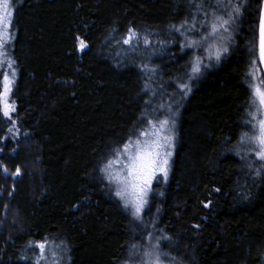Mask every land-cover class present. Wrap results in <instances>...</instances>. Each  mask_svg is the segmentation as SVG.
<instances>
[{
  "label": "trees",
  "instance_id": "16d2710c",
  "mask_svg": "<svg viewBox=\"0 0 264 264\" xmlns=\"http://www.w3.org/2000/svg\"><path fill=\"white\" fill-rule=\"evenodd\" d=\"M206 1L12 0L19 134L7 138L0 113V264H37L44 241L66 249L65 264H123L150 229L169 238L160 251L174 264H264V170L256 175L261 162L241 159L238 143L261 0H243L228 52L191 79L146 226H135L103 171L155 114V94L185 78L192 55L179 40L200 26L194 5ZM130 29L137 36L125 44Z\"/></svg>",
  "mask_w": 264,
  "mask_h": 264
},
{
  "label": "snow or ice",
  "instance_id": "6c2138e0",
  "mask_svg": "<svg viewBox=\"0 0 264 264\" xmlns=\"http://www.w3.org/2000/svg\"><path fill=\"white\" fill-rule=\"evenodd\" d=\"M194 6L200 8L203 5ZM222 6L231 8V11L226 13L227 18L224 15H217L213 11V18L206 25V28L210 31L208 36H202V39L219 35L221 41L230 40V35L225 36L224 33H229L234 17L240 13V5L238 3L233 5L231 0H228V5H222V0H217L216 7L220 8ZM188 23L189 21L185 20L180 27L175 25L172 27L180 32L181 28H185ZM196 27V23L193 22L191 30L195 31ZM201 27H205V25H201ZM13 28L14 7L12 0H0V69H3L0 72V76H2V79H0V113L9 121H11L12 113L16 111L15 106L9 102L17 76L16 61L10 52L15 39L12 34ZM136 36L137 34L130 29L124 43L130 44ZM144 43L148 45L150 41L145 38ZM196 43V41H191L185 46L193 47ZM86 47L85 42L81 40L79 43L80 51H84ZM227 52V44L221 43L219 46L214 47V50H209L208 59L214 58L219 62ZM249 53L251 59L249 70L246 73L249 89V100L247 102V116L249 119L245 121V124L250 127V131L243 132L238 143L249 146L241 159H246L247 155L251 153L256 160L261 162L260 167L255 170L256 175L259 176L261 171L264 170V8L260 10L256 33L251 42ZM202 64L203 59L199 56H196L190 62L192 75L189 76V80L200 74ZM180 87L185 95L191 91L188 84H182ZM147 123L151 126V130H139L138 136L133 138L130 135L122 145L114 147V158L109 160L103 169L108 173L109 182L116 185L115 196L123 201L126 209L131 205L132 215L136 219L141 218V213L148 204V196L152 191L153 182L157 179L167 182L175 148L174 120L164 119L155 122L148 121ZM8 131L11 132V129ZM236 154L240 155V152ZM114 164L117 165V170L112 172ZM248 167L251 168L252 165L249 164ZM4 171L7 172V169H4ZM19 174L20 170L17 168L16 175ZM215 190L220 191L219 188ZM210 204L211 201L205 204L204 207H209ZM163 239L169 238H157L151 250L144 253L148 259L143 261L142 264H165L162 255H166V253L160 251V241ZM37 247L40 249L41 257H43L47 241L37 244ZM37 264H39V261H37Z\"/></svg>",
  "mask_w": 264,
  "mask_h": 264
},
{
  "label": "rangeland",
  "instance_id": "374dc122",
  "mask_svg": "<svg viewBox=\"0 0 264 264\" xmlns=\"http://www.w3.org/2000/svg\"><path fill=\"white\" fill-rule=\"evenodd\" d=\"M216 3H217V0H209V1L204 2L203 10H202L203 11L202 15L204 17L203 18L204 20L200 23L199 27H196L195 31H192L190 26H188L186 29L183 28L187 31L184 32L183 34L181 33L182 36L179 40V42L184 46L187 45L191 41L197 42L193 47H188V48L191 51V55H192L190 62L193 61L196 56H199L203 59V64L201 65V71L204 68L211 67L212 65L217 63V61L214 58L211 60L208 59L209 50H214V47L219 46L221 43H226L228 48H229L231 46V44L233 43L235 37L237 36V25H238V20L241 16V8L243 6V0H231V3L233 5L237 4V3L240 5V13H239V15L234 17V22L229 28V33H224L225 36L230 35V37H231L230 40L221 41L219 38V35L216 37H209L208 39H202V36H208V33L210 31V29L206 28V25L209 21L212 20L213 11H215L217 15H224L225 18H227L226 13L228 11H231L230 7L222 6L220 8H217ZM222 5H228V0H222ZM201 25H205V27H201ZM250 59H251V57H250ZM15 67H16V64H15ZM248 70H249V67H248ZM2 71H3V69H0V72H2ZM16 71H17V68H16ZM191 75H192V71H191V65H190L185 78H183L182 82H178V85H176L177 87H176V89H174V92L168 93V95H165V96H164V94L163 95L159 94V93L155 94L158 97V99L160 98V96H162V98L159 99L157 107L154 110L155 114L151 115V117H148L146 119L143 127L140 130H144V131H150L151 130V126L147 123L148 121L155 122L158 120L169 119V120H174L175 124H176V117H177V114L179 113V108H180L183 100L186 97V95L181 91L180 86L182 84H188L189 85V83L191 81V80H189V76H191ZM0 79H2V76H0ZM16 80H17V76L15 79V83L13 85V90H14L15 85H16ZM13 90H12V93L10 94L9 102L15 106V100L13 97ZM14 113L15 112L12 113L11 121H9L8 118L3 116V118L7 121V136H8L7 138H11L12 140H15L19 134L18 128L16 126V121L14 120ZM9 129H11V132L8 131ZM173 131H174V135H175L176 134L175 133V127H174ZM246 131H250V127L248 125L246 126V130L244 132H246ZM138 135H139V131L133 135V138H135ZM141 138L143 139V137H141ZM174 143H175V140H174ZM241 146L244 148L245 151H247V149L249 147L248 145H241ZM113 158L114 157L112 155L111 158H109V160H111ZM116 170H117V165L114 164L111 171L115 172ZM105 177H106V180L109 184V187L115 192L116 185H115V183L109 182V180L107 178L108 173H106V172H105ZM155 182L163 183L164 181L162 179H157L153 183H155ZM149 195H150V193H149ZM148 198H149V196H148ZM146 206H145V208H146ZM145 208H144V210H145ZM127 209L131 213V216L134 220L136 227H144L147 225L145 218H144V210L141 213V218L136 219L132 215L133 209H132L131 205H129V207ZM141 234H142V232H141ZM141 239L142 240H141L140 244L136 248H133L129 251L128 258L123 264H142L143 261L148 259L144 255V253L150 251L152 248V245L156 242L155 237L153 235V232H151V229L146 234L141 235ZM39 254L40 255L38 256L37 260L39 262H41V264H65L68 260V254H67V251L64 247L57 246L54 243L48 242V241H47V247H46V250L44 252L43 257H41L40 251H39ZM162 259L165 262V264H174V263L168 262L166 260V258H164L163 256H162Z\"/></svg>",
  "mask_w": 264,
  "mask_h": 264
},
{
  "label": "water",
  "instance_id": "95a60500",
  "mask_svg": "<svg viewBox=\"0 0 264 264\" xmlns=\"http://www.w3.org/2000/svg\"><path fill=\"white\" fill-rule=\"evenodd\" d=\"M261 8H264V0H261V4H260V10ZM260 13V12H259Z\"/></svg>",
  "mask_w": 264,
  "mask_h": 264
}]
</instances>
